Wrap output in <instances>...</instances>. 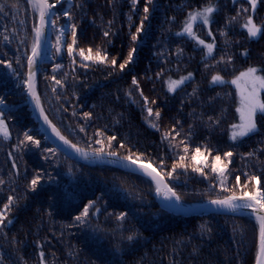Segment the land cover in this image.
Masks as SVG:
<instances>
[{
	"label": "trees",
	"instance_id": "1",
	"mask_svg": "<svg viewBox=\"0 0 264 264\" xmlns=\"http://www.w3.org/2000/svg\"><path fill=\"white\" fill-rule=\"evenodd\" d=\"M13 2L19 4L20 11L8 17L0 15V41L3 35L9 34L5 31L6 27L18 29L20 20H25L24 33H17L24 39V45L18 50L19 40L15 38L0 43V59L9 60L16 70L11 71L0 64V99L4 100L0 111L4 113L10 129L8 141L0 137V179L5 180V184L0 185V209L9 195L19 199L8 213L13 223L5 221L6 226L0 230V264H39L40 252L44 253L45 264H252L256 252L257 224L250 216L214 213L175 215L155 203L151 182L147 178L127 175L117 167L86 165L59 149L55 156L43 158L49 156L43 153V148H57L39 132L25 102L22 80L26 75V61L16 64V55L19 51L23 57L25 46L31 43L32 19L24 12L25 0H0V3ZM77 2L83 7L73 9V14L82 32L79 46L86 53L89 47L93 50L96 47L106 48L122 63L132 47L137 50L134 61L125 72L119 73L117 69L118 74L114 76H108L109 69L104 65L91 62H87L89 68L77 65V79L73 81L71 75L67 77L66 87L58 91V101L51 92L53 82L46 77L53 74V65L59 63L63 69L56 76L63 79L64 72L69 71V61L66 44L62 57L51 55L55 51L52 48L55 42L51 41L42 57V61L46 62L39 65L37 91L46 115L69 141L86 148L88 139L97 130H106V134H115L119 140L146 152L152 159V165L160 171L157 157H169L168 169L172 163V153L167 152V144L160 143L161 132L171 129L175 121L180 120L185 130L189 123H195L193 146L201 145L202 151L205 144L219 149L221 153L231 150L234 163L229 165L230 170L234 173L238 170L260 173V169L245 167L246 161L241 159V154L264 148V118L260 120L259 133L234 145L228 139V125L238 122L234 112L235 89L231 85L209 87L208 84L214 72L219 71L230 80L233 68L239 71L249 65H264V35L248 37L246 30L240 27L245 21V14L241 12L232 25L225 26L226 19L236 15L241 3L233 5V0H219L220 11L214 17L216 23L210 26L216 36L215 59L205 61L202 60L200 46L187 36L177 37L175 33L180 30L187 11L208 0H154L155 7L135 45L130 37L144 15V0H138L135 8L131 0H112L111 4L109 0H72V3ZM242 3L248 7L246 0ZM169 17H174L175 23L170 24ZM109 20L113 21L110 25ZM254 22L257 25L264 23V3H258ZM221 28L227 33L225 37L219 36ZM105 30H110L112 35L105 38ZM208 30L200 24L195 26L200 38L211 41L212 38L207 36ZM65 39L70 42V32ZM178 48L183 49L182 56L175 55ZM244 50H247L246 57L240 55ZM222 55H231L234 64L227 70L223 64L205 70V63L213 65ZM189 72L193 73L191 81L174 93L167 91L165 81L169 77L178 79ZM17 73L20 80L16 79ZM157 73L161 75L157 77ZM132 76L138 78L144 95L157 101L156 105L149 106L161 110V132L146 123L147 113L142 111L143 100L139 92L131 85ZM196 87L200 89L198 98L190 100L186 93H191ZM129 89L132 90L131 99L125 96ZM229 92L231 98L225 95ZM217 93L221 94L218 98ZM225 108V118L215 128L189 115L193 110L196 116L203 112V120L206 121L207 116H215ZM88 111L93 113V117L85 121L83 112ZM81 126L86 128V133L79 130ZM24 131L33 134L40 141V146L14 150L17 137L22 139ZM199 159L203 166L212 157L205 154ZM260 159L264 160V155ZM13 163L18 165L16 169L12 168ZM37 172L43 174L41 182L36 190H29L27 184ZM213 175L205 179L191 169L187 172L179 169L170 183L181 194L184 204L198 203L213 198L219 192L218 187L209 191L210 184L215 183L211 178ZM230 180L235 183L234 176ZM241 182H246L243 175ZM97 197L100 199L96 207L101 212L90 219L88 226L69 227L83 203L89 199L96 201ZM119 212L128 214L122 227L139 233L134 243L119 239L121 225L115 218ZM201 224L210 227L211 233L202 234L199 230ZM113 229H116L115 233ZM194 247L198 255L192 254Z\"/></svg>",
	"mask_w": 264,
	"mask_h": 264
},
{
	"label": "snow or ice",
	"instance_id": "2",
	"mask_svg": "<svg viewBox=\"0 0 264 264\" xmlns=\"http://www.w3.org/2000/svg\"><path fill=\"white\" fill-rule=\"evenodd\" d=\"M241 3V7L237 8L236 15L228 17L225 21V26L232 25L237 17L241 15V12L245 14V21L240 27L246 30L249 38H255L258 35H264V23L257 25L254 22L255 13L257 11L258 3H264V0H246L248 7H244L242 0H233V5ZM69 7L57 8V5H62L63 0H26L24 12L26 17L31 16L32 27H31V43L25 46L26 50L23 57L19 55L17 51L16 64H22V60L26 61L27 72L25 78L22 80L24 89L26 90L27 96L31 98V102L34 105L35 111L39 113V119L47 126L51 131V134L59 140L63 145L71 148L77 156L81 157L86 161H107L110 164L116 165L120 169L125 170L127 175H138V177L147 178L151 182L152 189L155 192L156 197L160 198L164 203L162 208L168 211H185V205L182 201L181 194L177 189L170 183V179L174 178V174L177 170L183 169L187 172L189 169L193 173L198 174L205 179H208L210 174H215L211 178L215 183L210 184L209 191L211 192L215 188H219V192L216 193L213 198L207 201L209 210H214L217 214L221 213H245L255 218V222L258 225V242L255 252V262L254 264H264V160L260 159L261 155H264V148L252 149L249 152L241 154V159L246 161L245 167H251L254 169H260L258 174L255 171H237L234 173L230 170L229 165L234 163L233 151H225L221 153L219 149H213L209 145L205 144L203 146V151L201 150V145L197 144L193 146L192 141L195 139L194 128L195 123H189L187 130H185L182 121L176 120L173 127L169 130L161 132L159 121L162 119L161 110L159 107L153 108L149 105H156V100H150L144 95V92L140 88L138 78L132 76L131 85L135 86V90L139 92L140 97L143 100L142 111L147 113L145 118L146 123L150 128L155 129L157 132H161L160 143L161 145L167 144V152L172 153L170 157L172 160L171 167L168 169L167 160L169 157L167 155H162L157 157V167L160 171H157L156 167L152 166V159L146 152L139 151L135 145L126 144L123 140H119L117 135L106 134V130H97L92 137L88 139L86 148H81L77 144H73L62 134L61 129L55 125L52 120L49 119L48 115L45 113V109L42 105L41 97L37 91V78L40 73L39 64L45 63L46 60L42 61L40 58L42 56V49L46 43L45 37L48 34V27L56 32V41L52 44V48L55 50L51 55L63 56L65 51L64 45L66 44V53L69 61V71L64 72V78L58 79L56 73L63 69V66L59 63L53 65L52 75L46 77V79L51 80V92L59 101L60 96L58 95L59 89L66 87L67 77L72 76L73 81L77 79V65L80 68H89L91 64L104 65L109 69L108 76L117 75V69L119 73H124L126 68L134 61V53L136 48L132 47L128 53L127 57L123 59V62H119L118 58L111 56L106 48L96 47L95 50L89 47L86 50L79 46V38L82 34L78 23L75 20L73 14V9H79L83 7L80 2L72 3V0H68ZM112 3V0H109ZM138 0H131L133 8H135ZM143 17L140 20L139 26L135 28V32L131 33V41L135 45L138 43L140 34L145 29V21L149 20L150 12L155 7L154 0H144ZM180 7H184L181 5ZM20 11L19 4L13 2L0 3V15L8 17L13 12L18 13ZM219 0H208L207 3L201 4L199 7L190 8L183 21L181 22L180 30L175 33L177 37L187 36L195 45L201 47L203 51L202 60L215 59L214 49L217 46L216 36L211 31L210 26L216 23L215 15L219 13ZM61 12L66 18L64 23L57 25L60 21L61 16L58 15ZM131 19V17H129ZM168 21L170 24L175 23L174 17H169ZM94 22V21H93ZM109 25L113 21H108ZM25 20H20L19 28H5V31L9 34L3 35V40L10 42L13 38L19 40V46L24 45V39L21 35L24 33ZM200 24L205 29H209L207 36L211 37V41H206L200 38V36L195 31V26ZM70 32L71 40L67 42L65 37L68 36ZM112 33L110 30H105L103 36L108 38ZM227 35L226 31L221 28L219 30V36L225 37ZM110 43V41H109ZM6 55V54H5ZM175 55L182 56L183 49L178 48ZM242 56H247V50L240 53ZM77 56L79 60H77ZM0 64L4 65L7 69L11 71H16L13 69V65L9 60L0 59ZM225 65V70L234 64L233 57L231 55H222L219 59H216L215 64L208 65L204 64L205 70L209 67L217 68L219 65ZM233 75L231 79H225L221 72H214L209 81V87L220 86L224 87L231 85L235 89V108L234 112L238 117V122H232L228 125V139L233 142L234 145L242 142L243 138H247L251 135H256L261 131L260 120L264 118V65L255 66L249 65L239 71L234 68ZM161 73H157L159 77ZM16 79L20 80V74L17 73ZM193 79V73L189 72L187 75H182L178 79H173L169 77L165 81L167 86V91L169 93L176 92L180 87L184 86L187 81ZM200 89L198 87L194 88L191 93H186L188 98L191 100L193 97L198 98V93ZM220 93L216 94V97H220ZM229 98H231V92L226 93ZM125 96L132 98V90L129 89L125 92ZM135 102V101H134ZM183 104V101L181 102ZM4 104V100L0 99V105ZM95 107V105L93 106ZM67 108L64 109L67 112ZM182 110V109H181ZM227 109H222L220 113L215 116H207V120L204 121V113L201 112L199 116H196L195 111L189 113L193 119H200L210 128L219 127L221 121L225 118ZM75 116L76 113L73 112ZM93 113L91 111L83 112V119L85 121L91 120ZM118 123V121H117ZM81 132L86 133V128L81 126L79 129ZM0 137L3 140L8 141L10 138L9 125L6 122L4 113L0 111ZM179 138V139H178ZM18 143L14 146L16 148L23 149L24 147H39L40 141L35 139L33 134L29 131L23 132V138L17 137ZM118 145V147H117ZM163 150V149H162ZM43 153L49 154V156H44V159H49L55 156L58 149L54 148H43ZM207 154L211 156L212 159L206 164L201 166L200 157ZM11 158V154H10ZM148 162L145 163L144 161ZM254 161V163H253ZM18 165L12 164V168L16 169ZM69 171H71V166H69ZM42 173L37 172L32 176L27 184L29 190H36L42 179ZM241 175L245 177L246 182H241ZM234 176L235 183L232 184L230 177ZM118 179V177H113ZM5 180L0 179V185H4ZM18 197L9 195L7 197V202L3 204L2 209H0V230L7 224H12L13 220L8 217V213L12 210V206ZM100 197H97L96 201L91 199L83 203L82 208H80L77 215L72 218V223L68 225L69 227L84 226L87 227L89 221L92 217H96L98 213L101 212L100 208L96 207L97 202ZM95 209V211H92ZM109 216L113 215L108 213ZM116 220L120 222V236L121 242L127 241L129 243H134L139 233L132 229H124L122 226L128 219V214L126 212H119L116 214ZM96 230H99L97 228ZM202 234H210L212 229L206 224H201L200 229ZM113 233L116 229L112 230ZM127 232V235L124 233ZM15 239V238H13ZM193 255H198L197 249L194 247L192 250ZM40 261L39 264H45L44 253H39Z\"/></svg>",
	"mask_w": 264,
	"mask_h": 264
},
{
	"label": "water",
	"instance_id": "3",
	"mask_svg": "<svg viewBox=\"0 0 264 264\" xmlns=\"http://www.w3.org/2000/svg\"><path fill=\"white\" fill-rule=\"evenodd\" d=\"M49 28H50V25L48 27V34L45 37L46 43H45V45H44V47L42 49V56L40 58L41 60H42V57L44 55V52L46 50V47H47V44H48V41H49ZM26 72H27V65H26ZM25 102H26V104L28 106V109H29V112H30V117H31L32 121L37 125V128H38L39 132L54 147H56L57 149L61 150L63 153H65L70 158H72V159H74V160H76V161H78L80 163L86 164V165L98 164V165H107V166H111V167H117L116 165L108 163L106 160L105 161H86V160L82 159L81 157L77 156L76 153L71 148L63 145L59 140H57L51 134V131L47 128V126L43 123V121L39 119V113L35 111L34 105L31 102V98L27 96L26 90H25ZM81 148H83V147H81ZM117 168H119V167H117ZM121 170H123V169H121ZM157 171H159V170L157 169ZM152 196H153V199H154L155 203L160 208H162V205H163L164 202L160 198L156 197L154 190L152 192ZM208 200H205V201H202V202H198V203L184 204L185 208H186L185 211H168V210H166V211H168V212H170L172 214H175V215H180V216L206 215V214H211V213L217 214L214 210H209V206L207 204ZM221 214H224V215H247V216H250V215L247 214V212H245L243 214L239 213V212H237V213H221ZM251 218H253L255 220L254 217H251ZM257 242H258V225H257L256 246H257ZM254 262H255V256H254L252 264H254Z\"/></svg>",
	"mask_w": 264,
	"mask_h": 264
},
{
	"label": "rangeland",
	"instance_id": "4",
	"mask_svg": "<svg viewBox=\"0 0 264 264\" xmlns=\"http://www.w3.org/2000/svg\"><path fill=\"white\" fill-rule=\"evenodd\" d=\"M67 3H68L67 0H63V4H62V5H57V8L60 9V8L62 7V8L67 9V8L69 7V4H68V7L66 8ZM58 15L61 16L60 21L57 22V25L59 26V24L65 22L66 18L62 15L61 12H58ZM50 31H51L50 43H51V41H54V42H55V41H56V32H55L52 28H50ZM48 49H49V48H48ZM48 49H47V50H48Z\"/></svg>",
	"mask_w": 264,
	"mask_h": 264
},
{
	"label": "built area",
	"instance_id": "5",
	"mask_svg": "<svg viewBox=\"0 0 264 264\" xmlns=\"http://www.w3.org/2000/svg\"><path fill=\"white\" fill-rule=\"evenodd\" d=\"M67 1H68V0H67ZM68 4H69V3H67L66 8L68 7Z\"/></svg>",
	"mask_w": 264,
	"mask_h": 264
}]
</instances>
